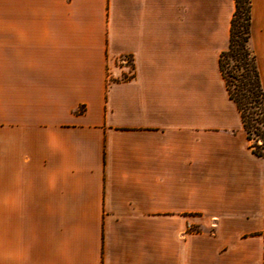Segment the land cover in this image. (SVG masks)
<instances>
[{"label": "crops", "instance_id": "1", "mask_svg": "<svg viewBox=\"0 0 264 264\" xmlns=\"http://www.w3.org/2000/svg\"><path fill=\"white\" fill-rule=\"evenodd\" d=\"M233 11L0 0V264H264V159L218 64ZM248 46L264 88V0Z\"/></svg>", "mask_w": 264, "mask_h": 264}, {"label": "trees", "instance_id": "2", "mask_svg": "<svg viewBox=\"0 0 264 264\" xmlns=\"http://www.w3.org/2000/svg\"><path fill=\"white\" fill-rule=\"evenodd\" d=\"M249 24L250 0H234L229 44L227 49L219 55L218 64L228 97L239 110L247 139L251 140V132L256 136V143L250 145L252 153L264 159V88L259 79L255 56L248 46ZM227 55L243 64L244 73L233 77L236 83L229 81L225 75L223 58Z\"/></svg>", "mask_w": 264, "mask_h": 264}, {"label": "rangeland", "instance_id": "3", "mask_svg": "<svg viewBox=\"0 0 264 264\" xmlns=\"http://www.w3.org/2000/svg\"><path fill=\"white\" fill-rule=\"evenodd\" d=\"M224 70L226 78L233 83H236L233 80L234 76H239L241 73H244L242 69L243 64L241 62H236L234 59H231L230 56H225L223 58ZM231 89H233L232 85H230ZM256 143V136L253 132H251V140L250 145H254ZM192 227H197L196 225L192 224Z\"/></svg>", "mask_w": 264, "mask_h": 264}]
</instances>
